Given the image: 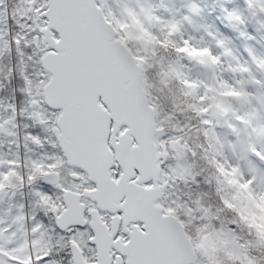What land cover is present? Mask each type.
Segmentation results:
<instances>
[{"label": "snow or ice", "instance_id": "1", "mask_svg": "<svg viewBox=\"0 0 264 264\" xmlns=\"http://www.w3.org/2000/svg\"><path fill=\"white\" fill-rule=\"evenodd\" d=\"M0 264H264V0H0Z\"/></svg>", "mask_w": 264, "mask_h": 264}]
</instances>
